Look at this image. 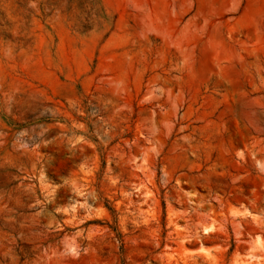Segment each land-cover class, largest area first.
I'll list each match as a JSON object with an SVG mask.
<instances>
[{"label": "rangeland", "instance_id": "374dc122", "mask_svg": "<svg viewBox=\"0 0 264 264\" xmlns=\"http://www.w3.org/2000/svg\"><path fill=\"white\" fill-rule=\"evenodd\" d=\"M0 264H264V0H0Z\"/></svg>", "mask_w": 264, "mask_h": 264}]
</instances>
